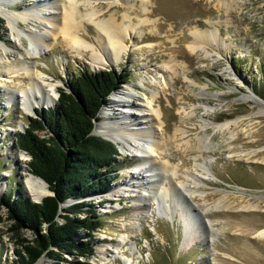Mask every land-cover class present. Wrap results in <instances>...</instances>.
I'll use <instances>...</instances> for the list:
<instances>
[{"label": "rangeland", "instance_id": "rangeland-1", "mask_svg": "<svg viewBox=\"0 0 264 264\" xmlns=\"http://www.w3.org/2000/svg\"><path fill=\"white\" fill-rule=\"evenodd\" d=\"M145 1L116 0L117 9V6L108 5L109 0H91L99 10L98 19L114 17L122 28H129L126 34L131 30L130 24L134 28L126 39L127 48L122 58H118L121 59L119 62L97 67L88 57L89 53L78 55L64 44L61 36L57 39L50 36V47L37 44L38 53L29 60L32 66L36 65L44 75L47 74L45 80L48 83L56 84V91L64 87V80L86 70L128 71L129 79L109 96L122 91L128 84L130 93L135 91L133 97L138 100L136 102L145 107L149 104L148 93L153 91L157 97L154 108L162 111L161 127L159 122L154 124L157 141L161 142L158 147L174 154L170 161L177 163L182 172H201L195 167L192 156L198 155L196 135L206 134L210 139L208 154L213 161L206 175L207 180H203L205 182L199 188V191L206 192L205 201L196 194L192 199L194 218H190L195 220L201 233L196 234L189 247L182 248V220L177 211L172 220L165 219L162 217L164 209L156 200L137 198L141 195L138 188L134 192L118 190L113 194L119 181L128 177L125 170L144 158L137 156L141 153L133 147L134 141L128 136L129 144L123 148L118 146L120 155L115 163L117 177L111 182L109 191L86 198L68 199L63 204L67 207L85 202L87 206L93 205L101 216L102 224L91 236L85 235L84 230L75 232L78 241L94 242V254L80 257L75 253H63L58 258L44 255L35 264H264V238L253 236L264 229V89H260L264 83V0ZM46 2L48 0H23L13 8L20 10L29 6L32 12L37 13L41 10L38 4L45 5ZM64 3L65 0H49L47 17L54 18L59 24ZM146 8L147 14L143 13ZM79 10L87 11L83 5H79ZM123 16L130 19H123ZM0 18L6 28L0 39V63L4 64L18 61L28 50L34 52L23 31L40 33L48 22L47 19L33 17L26 22L19 21L18 26L13 28L3 17ZM141 19L144 23H140ZM194 29L211 30L215 35L214 41L210 39L208 44L201 46L204 51L189 48L194 42L191 35ZM18 31H22L19 34L21 37L17 35ZM81 32L94 42L96 30L92 23L83 25ZM0 77L5 78L3 75ZM29 82L27 77H15L8 81L0 79V84L10 89L27 87ZM6 95L0 90V182L3 184L0 198L9 196L16 200L20 188L24 197L38 203L51 193L38 200L26 195L23 170L34 174L28 165L29 155L17 148L14 141L15 133L25 128L27 118L37 114H25L21 106L11 104ZM109 96L103 106L109 101ZM56 104L37 107L36 110L53 108ZM207 106L216 109L206 111ZM133 112L135 114L134 109ZM185 113L192 115L190 119ZM235 119H240V122L231 128L232 132H237L231 142L226 141L231 136L230 131H217L211 126L204 130L199 126L204 120L221 123ZM102 120L99 116L98 121ZM132 123L127 126L137 129L142 126L138 122ZM248 126L252 127V136H244L240 132ZM177 127L187 129L184 139L191 138V147L184 149L182 145L175 152V143L168 139V146H163L162 138L172 135ZM192 148L194 150L190 152ZM251 150L257 153L249 159L234 155H244V151ZM158 155H151L150 160L153 166L160 169L162 160L166 161L167 156ZM197 161L201 162L200 157ZM183 201L181 197L174 203L181 212ZM217 204L220 206L216 208ZM60 214H64L62 209ZM80 215L84 216L83 213ZM0 217V264H13L17 259L16 250L21 248L18 244L20 239L8 233L10 224L2 205ZM57 220L63 222L60 216ZM209 221L217 229L212 242L207 241L205 228H199ZM20 234L28 240L33 237L28 229H22ZM122 236H125L123 242Z\"/></svg>", "mask_w": 264, "mask_h": 264}, {"label": "bare ground", "instance_id": "bare-ground-1", "mask_svg": "<svg viewBox=\"0 0 264 264\" xmlns=\"http://www.w3.org/2000/svg\"><path fill=\"white\" fill-rule=\"evenodd\" d=\"M22 1L23 0H0V16L5 19L8 25H13L14 28L15 26H18L19 21L26 22L33 17L41 18L42 20L47 19L48 22L46 23L47 26L44 27L45 29H43L44 31L40 33L33 34L32 32L22 30L26 33L25 35L28 39L29 45L34 47V52L28 50L25 56H21V59H18V61L14 63H0V76H5V78L0 77L1 80L8 81L15 77H27L30 79L28 86L18 89H10L0 84V90H3L4 94H7L6 98L11 104H19L23 112L27 115H36L37 107L42 108L44 106H53L56 104L57 100L56 84L48 83L45 80L47 74L44 75L43 72L36 68V65L32 66L29 60L38 53L36 48H38L40 44L50 47L51 42H48L50 36L53 37V39H57L58 36H61L62 41L68 48L74 50L80 56H86L89 53L88 57L91 61L94 62L97 67H102L114 64L121 60L118 58H122V53L125 52V49L127 48L126 39L128 38L130 31L134 29L130 24L129 27L131 30L126 34V31L129 28L126 30L122 28V26H120L121 24L119 25L114 17L105 20L98 19L100 14L99 10L92 5L91 0H65L64 8L61 13L62 21L60 20L61 22L59 24L54 18L51 19L50 17H47V5L49 4V0L45 5L38 4L41 10L37 13L36 11L35 13L32 12L33 9L29 6L23 7L20 10L13 8V5ZM142 1L146 2L145 0ZM79 5L85 6L87 11L81 12L79 10ZM108 5L117 6V9L119 7L116 5V0H109ZM147 12L146 8L143 13L147 14ZM123 19L128 20L130 17L123 16ZM86 23H92L96 30L95 35H93L94 42L89 40L85 34L81 32L83 25ZM140 23H144V19H141ZM22 31H18L17 35L19 37H21L20 33ZM30 33L32 34L30 35ZM123 34H126L125 37ZM136 35L137 34H135V36ZM191 35L193 36L194 42L189 45V48L192 51H197L198 49L199 51L202 49L204 51V48L201 46L203 44H208L210 39L213 41L215 40V35L211 30L207 32L194 29L191 31ZM123 41L125 44H123ZM195 42H199V44H196ZM1 43L2 42L0 41V45H2ZM37 44L39 45L37 46ZM113 55L114 57H112ZM151 82L153 83V80ZM124 88L120 92H114L111 97L109 96V101L99 111V116H101L103 120L95 122L93 131H95L94 133L113 141L120 148L129 144L126 137L130 136L132 141H134L133 147L141 153L137 156L140 155L139 157L144 158L133 167L125 170L128 173V177H124L122 181H119L120 184L118 187H114L113 194L118 190L134 192L137 191L135 189L138 188L141 191V195H138L137 198H143V200L151 199L152 201L156 200V203L164 209L165 213L162 217L165 219L172 220L174 213L177 211L179 218L182 220L183 239L180 243V247L187 248L196 239V234L199 235L201 233L198 230L195 220H191L190 218H194L193 212L195 211V208L192 204V199L194 200L197 196L196 194H198L203 202L205 201L206 195L204 193L206 192L202 190L199 191V188L200 184L205 182L203 180H207L206 175L208 174L207 172H209L211 162L213 161L212 156L208 154L210 151L208 145L210 139H207L205 136L206 134L202 136L196 135L199 144L197 150L198 155L192 156V159L194 160L195 167H198L201 172H198V174L190 171L182 172L180 167L177 166V163L174 164L170 161V158L173 157L174 154L167 153L166 149L165 151L161 150V147H158L161 146V142L157 141L154 124L159 122L158 126L161 127L162 111L160 108H154V104L157 102L156 95L153 91H149V104H146L144 107L136 102L138 100L133 97L135 91L133 94L130 93L128 90V84ZM215 109L216 107L214 106H207L206 111H212ZM186 115L187 119H190V116H192L191 114ZM148 119L150 121H148ZM133 121L138 122L137 124L142 126H139L138 129L136 127H128L127 125H132ZM239 122L240 119L226 120L221 123L204 120L202 123H199V126L204 130L211 126L217 131H230L231 136L229 139H226V141L231 142L237 135V132H232L233 129L231 130V128L232 126H237ZM187 132V129L175 128L172 135L168 137L166 136L167 138H162L164 142H162V145L165 144L168 146L166 142L168 143V139H170L175 143V145L172 144L175 148V152L179 150L182 145L184 146V149L190 148L191 138L184 139L187 136ZM240 132L244 136H252L253 133L251 126H248L247 129L242 128ZM177 138L181 141L177 142ZM204 140H207L208 142L204 143ZM193 150L194 148L189 151L192 152ZM21 153L22 152H20V155ZM243 153L244 155L242 153H234V155H236L237 158L246 156L249 159L250 157H254L257 152L251 150L244 151ZM158 154H161L164 157L167 156L166 161H160V169L155 165L153 166L150 160L151 155L160 156ZM204 154L206 155L204 156ZM198 157H200L201 162L197 161ZM163 161L165 163H163ZM22 174L24 175L23 181L25 193L31 199L38 200L49 193L48 186L40 178L32 175L29 171L23 170ZM136 174L138 176L141 174V176L137 177ZM180 177L183 178L180 179ZM0 184V187H2V182H0ZM113 194L111 193V197ZM181 197L184 199L182 202L183 208L181 207L182 212L178 209V205L174 204L175 200H180ZM219 206L220 204H217L215 207L217 208ZM207 223L205 224L204 222L203 227L199 228L202 230L205 228L208 237L207 241L209 240L212 242L215 237L214 232H217V229L213 228L210 221ZM253 236L264 238V229L255 232ZM121 241H125V236L121 237Z\"/></svg>", "mask_w": 264, "mask_h": 264}, {"label": "trees", "instance_id": "trees-1", "mask_svg": "<svg viewBox=\"0 0 264 264\" xmlns=\"http://www.w3.org/2000/svg\"><path fill=\"white\" fill-rule=\"evenodd\" d=\"M5 30L0 18V39ZM128 79L125 70L78 73L64 80V87L57 88L56 106L36 110L37 116H29L25 128L15 133V145L30 156L31 172L48 184L52 194L37 203L24 197L18 188L16 200L0 198L10 224L8 233L20 239L21 248L16 250L13 264H35L44 255L58 258L63 253L80 257L94 254V242L78 241L75 232L84 230L91 236L102 224L101 216L85 202L67 207L63 204L68 199L107 193L117 177L119 148L93 129L109 94ZM260 89H264V83ZM85 206L88 208L83 209ZM61 209L64 214H60ZM22 229L30 230L32 239L22 238Z\"/></svg>", "mask_w": 264, "mask_h": 264}, {"label": "water", "instance_id": "water-1", "mask_svg": "<svg viewBox=\"0 0 264 264\" xmlns=\"http://www.w3.org/2000/svg\"><path fill=\"white\" fill-rule=\"evenodd\" d=\"M58 94V93H57ZM42 110V109H41ZM103 137V136H102ZM105 138V137H104ZM107 139V138H106ZM25 152V151H24ZM30 157V156H29ZM37 177H39V176H37ZM42 181H44L41 177H39ZM45 182V181H44ZM46 183V182H45ZM46 185H48L47 183H46ZM49 192L52 194V192L49 190ZM35 202V201H34ZM40 202V200L38 201V203Z\"/></svg>", "mask_w": 264, "mask_h": 264}]
</instances>
